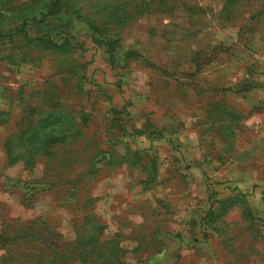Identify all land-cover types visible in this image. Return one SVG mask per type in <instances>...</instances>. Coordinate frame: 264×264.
<instances>
[{"label": "rangeland", "instance_id": "374dc122", "mask_svg": "<svg viewBox=\"0 0 264 264\" xmlns=\"http://www.w3.org/2000/svg\"><path fill=\"white\" fill-rule=\"evenodd\" d=\"M130 1L125 10L139 14L140 0L73 2L99 19ZM166 3V12L158 0L144 3L145 14L120 31L114 60L81 21L72 32L84 47L73 55L1 44L0 232L8 222L12 228L15 220L39 219L64 243L81 238L82 212L69 204L66 185L24 197V184L63 182L66 171L48 173L44 160L35 168L9 166L4 151L8 136L21 145L25 111H44L41 98L53 92L59 107L48 124H65L71 109L91 113L76 139L79 160L101 147L115 158L137 152L147 169L103 159L73 165L81 198L98 197L87 231L97 220L106 227L103 240L121 233L132 264H264V14L241 29L220 25L219 0H178L171 9ZM130 50L147 60L126 58ZM59 61L81 72L63 73L71 67ZM84 81V90H74ZM116 117L120 129L112 127Z\"/></svg>", "mask_w": 264, "mask_h": 264}, {"label": "trees", "instance_id": "16d2710c", "mask_svg": "<svg viewBox=\"0 0 264 264\" xmlns=\"http://www.w3.org/2000/svg\"><path fill=\"white\" fill-rule=\"evenodd\" d=\"M73 1L26 0L22 3H14V0H0V49L1 44L7 42L15 44L13 47L16 45L17 47H29L31 45L42 53L49 51L58 56L73 55L76 49L84 47L83 43L72 32L75 22L81 21L92 32L95 43L106 47L110 59L114 60L116 51L121 46L120 31L130 22L143 16L145 8L148 7L147 4L154 0H140L139 4L135 0L136 7L142 4L138 11L139 14L137 11L134 14L125 10L133 4L132 1L122 3L120 6L113 5L106 9L99 19L94 17L92 12L83 13L82 7ZM158 1L160 3L159 10L166 12L163 6L168 4L166 3L167 0ZM176 1L169 0V9L175 5ZM219 1L221 6L216 16L222 26L237 25L241 29L249 28L247 22L250 19H255L258 15L264 14V0ZM189 8L199 12L195 6ZM126 58L145 59L136 50L128 51ZM59 63L71 67L67 70L61 69L63 73H71L72 76L81 72L79 68L75 72L77 68L75 64L70 62L64 64L62 61ZM79 83L81 82L74 85V90L85 89V81L82 84ZM57 100L59 98L54 100L53 92H46L41 98L44 111L39 107L27 109L18 128V132L23 137L20 142L21 145L17 147L8 136L4 143V151L9 166L23 162L25 168H35L39 161L44 160L48 173L66 171V179L63 182L56 179L48 182L33 181L28 183L27 189L24 184L23 190H26L24 197L31 198L40 192L55 190L57 185H66L69 204H77L78 210L82 212L80 215L82 218L81 238L64 243L57 238L58 234L53 226L39 219L22 222V224L15 220L16 225L12 228L8 222L5 229L0 232V264H132L125 259L126 251L119 246L121 233H115L111 240H103L99 233H102L106 227L97 220L94 221L96 222L95 226L91 225L93 230H86V225L90 224V221L96 217L94 212L88 211V209L92 203L97 201L98 197L87 198L86 200L81 198V193L74 185L78 172L73 170V165L82 162L90 167L103 159L108 164L113 163L115 165L116 163L128 162L130 167H141L144 171L147 170L146 166L140 163L141 159L135 160L138 155L137 152L125 153L115 158L116 154H110L108 157L105 149L101 147L95 157L79 160L77 153L81 154V149L77 148L76 139L83 137L84 127H86L91 113L84 111L80 114V112L71 109L66 113L65 124L59 125L56 122L48 124L47 119L54 116L59 107ZM120 113L121 111L117 112V115L119 116ZM236 117L234 116V118ZM121 119L116 117V123L114 122L112 127L120 129ZM150 136L160 137L161 134L151 132ZM127 155H130L133 160L129 161ZM61 157L63 162L59 166L57 162ZM98 157H100L99 160L96 159ZM125 158H128L127 161H124ZM152 167L155 168V165L152 164ZM156 176L155 174L153 178ZM227 200L222 203L225 204ZM211 218L214 223V212Z\"/></svg>", "mask_w": 264, "mask_h": 264}]
</instances>
